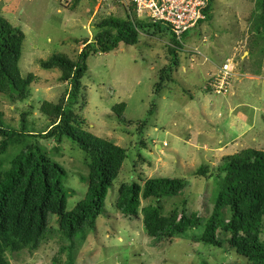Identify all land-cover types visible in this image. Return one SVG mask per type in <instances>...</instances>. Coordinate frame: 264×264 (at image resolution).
Segmentation results:
<instances>
[{"label":"rangeland","instance_id":"obj_1","mask_svg":"<svg viewBox=\"0 0 264 264\" xmlns=\"http://www.w3.org/2000/svg\"><path fill=\"white\" fill-rule=\"evenodd\" d=\"M61 2L0 0V16L24 34L18 62L21 76L33 75L25 99L12 100L0 94V112L5 127L21 131L24 126L25 133L11 136L0 153V161L3 168H7L9 160L21 148L38 143L46 155L66 171L62 182L72 191L66 200V210L70 211L86 191L87 183L80 177L87 176L90 158L65 137L57 143L53 138L40 135L55 119L48 114L50 106L44 104L56 105L61 100L66 103L68 84L59 80L60 68L43 69L39 61L53 54H62L75 61L83 42L93 41L99 30L96 26L102 19H124L126 14L122 5L114 0ZM263 2L211 0L209 18L182 36L176 65L172 64L173 59L168 53V33L153 29L139 32L134 45L120 42L116 49L92 54L87 59V73L81 79L82 89L73 111L79 120H83L82 129L124 148L126 158L106 194L104 212L96 218L95 229L87 232L83 240L75 236L71 251L68 241L57 230V217L52 215L49 230L38 246L6 251L8 264H247L226 245L215 247L196 239L202 233V227L171 239H150L142 227V215L126 217L117 211L115 202L118 186L122 183L142 185L146 179L156 176L179 178L183 180L184 188L177 196L161 199V212L164 215L174 209L196 212L202 219L210 215L216 182L224 175L218 173L217 168L226 156L214 153L215 139H206L204 143L201 136L194 138L204 124L197 97L191 100V95L195 94V88L201 89L206 98L216 104L217 109L215 105H209L214 115L233 97L215 94L204 87L211 74L194 84H191L190 76L196 65L203 67L206 64L207 45L210 51L213 49L211 43L218 46L221 42L227 48L225 54L234 44L231 58L225 61L229 65L232 63V76L247 78L237 71L247 55L243 54L247 47L255 50L253 42L264 49V21L260 18L264 12ZM188 34L193 35L187 38ZM202 41L206 42L204 49L201 48ZM191 49L201 54L190 55ZM222 59V56L215 59L221 61L217 70L225 63ZM160 75L163 80L160 87H155ZM251 83L248 86L255 93L256 84ZM120 102L125 103V109L119 120L112 106ZM42 106L47 109L46 113L42 112ZM246 110L251 114V110ZM220 113L216 121L221 124L226 112L221 110ZM247 137L250 139L251 135ZM244 146L264 151V134L255 135L253 141L246 140ZM200 166L206 168V174H198ZM149 204H154V200L140 196V209ZM216 236L224 241L229 234L219 230ZM259 239L264 243V229Z\"/></svg>","mask_w":264,"mask_h":264},{"label":"trees","instance_id":"obj_2","mask_svg":"<svg viewBox=\"0 0 264 264\" xmlns=\"http://www.w3.org/2000/svg\"><path fill=\"white\" fill-rule=\"evenodd\" d=\"M210 2L205 9L207 13ZM261 6L264 11V2ZM260 18L264 21V12ZM96 27L99 30L93 41L83 42L75 61L62 54L39 61L43 69L60 68L59 80L68 84L66 103L61 100L56 105L44 104L50 106L48 114L55 119L40 135L53 138L57 143L65 137L88 155V174L80 177L87 183L84 196L70 211L66 210L67 197L72 194L62 182L66 171L50 159L38 143L21 148L9 160L7 168H3L0 161V264H8L6 251L35 249L49 230L52 215L57 217V230L68 241L71 251L74 237L83 240L87 232L95 229L96 218L104 212L106 194L126 158V150L82 129L83 120H79L73 111L81 93V79L87 73V59L92 54L116 49L120 42L134 45L138 41L137 34L149 29L168 33L170 45H179L169 27L161 22H131L126 15L124 19L104 18ZM23 40V32L0 16V94L18 101L27 97L28 86L33 80L32 74L21 76L18 67ZM168 53L173 59L172 64L176 65L178 51L169 46ZM162 80L160 75L155 87H160ZM124 109L123 102L112 106L119 120ZM41 110L47 112L43 106ZM147 113L151 114V108ZM23 128L21 131L6 128L0 112V153L11 136L25 134ZM197 171L199 175L207 173L203 166ZM217 172L224 175L218 177L213 207L206 219L196 212L184 210L174 209L166 215L161 212V199L177 196L184 188V182L179 178L156 176L146 179L142 185L122 183L118 186L115 207L120 214L130 218H137L140 213L142 227L150 239H171L202 227V233L196 237L200 242L215 247L226 245L247 264H264V243L259 239L264 229V151L246 148L226 156ZM140 196L154 200V204L140 209ZM219 230L228 233L229 237L224 241L217 239Z\"/></svg>","mask_w":264,"mask_h":264},{"label":"crops","instance_id":"obj_3","mask_svg":"<svg viewBox=\"0 0 264 264\" xmlns=\"http://www.w3.org/2000/svg\"><path fill=\"white\" fill-rule=\"evenodd\" d=\"M192 35L188 34L187 38ZM253 43V48H255V50L248 49L247 47V51L245 50L243 52V54L246 53L247 55L243 57V64L239 67V71H237L239 75L244 74L247 78L242 79L243 76H241L233 79L231 89L228 93L233 99L232 101H227L226 104L217 111L216 115H214L209 108V105H215V109H217L216 104L207 99L203 92L200 91L201 89L195 88V90H193L195 94L191 95V100L197 97V103L200 107L199 114L204 124V126L200 127V131L196 132L198 135L194 134L193 136L195 139L201 136L204 143L206 139H215L216 142L212 141L216 144L213 151L214 153L222 154L220 156L232 155L237 153L238 150L246 149L244 146L246 140L253 141L255 135L258 136L260 133L264 134V49L257 45L256 42ZM211 45L213 49L209 51L207 45L206 55H204L207 58L206 64L203 67L199 65L194 67L191 74L192 76H190L191 84L193 82L198 83L201 78L212 74V72L218 69L219 65H221V61L219 60L216 62L215 59L217 56H222L223 62L231 58L230 56L234 50V44L227 54H225L227 48L221 45V42H218V46H214L215 44L213 43H211ZM205 46L206 42L202 41L201 48L204 49ZM259 53H263L262 56L258 57ZM242 66L244 70L241 69ZM251 82L256 84L254 87L258 92L256 91L253 93L250 90L248 85H252ZM189 94H191L190 91ZM253 99L255 102H252ZM246 109L251 110V114ZM183 110L186 113L187 109H185V106ZM221 110H223L224 113L226 112V116L220 124L216 121V117L221 116ZM191 114L192 112H190V115ZM258 122H260L259 125L257 124ZM255 124L258 125V130L255 128ZM247 135H251V138L249 139Z\"/></svg>","mask_w":264,"mask_h":264},{"label":"built area","instance_id":"obj_4","mask_svg":"<svg viewBox=\"0 0 264 264\" xmlns=\"http://www.w3.org/2000/svg\"><path fill=\"white\" fill-rule=\"evenodd\" d=\"M73 0H62V4H69ZM102 2L106 0H95ZM122 5V9L131 22L146 20L147 22H161L166 24L179 45L170 46L179 48L182 36L196 28L206 20L209 0H114ZM194 54H200L193 50ZM190 62L191 59H190ZM228 62V61H227ZM225 62L223 66L212 74L206 82V88L215 94L225 95L229 92L233 79L231 64Z\"/></svg>","mask_w":264,"mask_h":264},{"label":"clouds","instance_id":"obj_5","mask_svg":"<svg viewBox=\"0 0 264 264\" xmlns=\"http://www.w3.org/2000/svg\"><path fill=\"white\" fill-rule=\"evenodd\" d=\"M169 46H170V45H169ZM174 49H175L176 51H178V53H181V52H180V49H178V48H174ZM200 54H201V53H200ZM200 54H199V55H200ZM190 55H194V54L190 53ZM213 74H214V73H213ZM211 75H212V74H211ZM211 75H210V76H211ZM210 76H209V77H210ZM208 79H209V78H208ZM233 79H234V77H233ZM233 79H232V81H233ZM206 82H207V81H206ZM206 82L204 83V87H205V88H206ZM231 83H232V82H231ZM206 89H208V88H206ZM230 89H231V86H230ZM230 89H229V91H230ZM228 93H229V92H228ZM228 93H227V94H228ZM227 94H225V95H227ZM218 95H219V94H218ZM223 96H224V95H223Z\"/></svg>","mask_w":264,"mask_h":264},{"label":"bare ground","instance_id":"obj_6","mask_svg":"<svg viewBox=\"0 0 264 264\" xmlns=\"http://www.w3.org/2000/svg\"><path fill=\"white\" fill-rule=\"evenodd\" d=\"M113 1V0H112ZM131 21V20H130Z\"/></svg>","mask_w":264,"mask_h":264}]
</instances>
